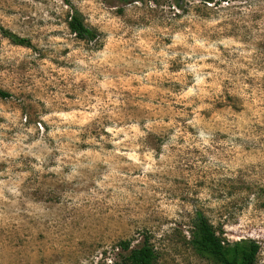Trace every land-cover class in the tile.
Segmentation results:
<instances>
[{
    "label": "rangeland",
    "instance_id": "rangeland-1",
    "mask_svg": "<svg viewBox=\"0 0 264 264\" xmlns=\"http://www.w3.org/2000/svg\"><path fill=\"white\" fill-rule=\"evenodd\" d=\"M0 88V264H264V0H0Z\"/></svg>",
    "mask_w": 264,
    "mask_h": 264
},
{
    "label": "trees",
    "instance_id": "trees-1",
    "mask_svg": "<svg viewBox=\"0 0 264 264\" xmlns=\"http://www.w3.org/2000/svg\"><path fill=\"white\" fill-rule=\"evenodd\" d=\"M69 26L77 38L86 41L93 39L94 31L85 26L82 21L72 18ZM11 40L18 45L28 46L29 44L24 38L13 37ZM10 96L11 93L0 88L1 99H7ZM192 227L190 243L198 254L210 256L218 264H258L256 255L259 244L255 240L239 239L225 243L199 211L195 212ZM120 246L123 250L129 248L127 241L121 242ZM125 260L129 264H154L155 251L150 244L145 242L138 248L130 249Z\"/></svg>",
    "mask_w": 264,
    "mask_h": 264
}]
</instances>
